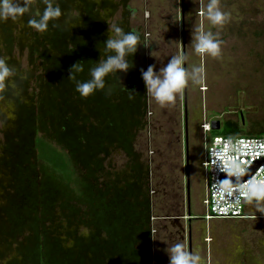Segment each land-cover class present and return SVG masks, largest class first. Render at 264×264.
Listing matches in <instances>:
<instances>
[{
  "label": "rangeland",
  "instance_id": "rangeland-1",
  "mask_svg": "<svg viewBox=\"0 0 264 264\" xmlns=\"http://www.w3.org/2000/svg\"><path fill=\"white\" fill-rule=\"evenodd\" d=\"M58 3L63 15L43 34L28 27V15L18 23L0 22V56L8 57L17 72L0 100V264H41L46 257L43 264H122L118 255L123 249L117 244L127 237L117 241L116 217L129 218L124 203L138 209L142 204L149 213V264H169L166 250L179 235L167 221L166 230L157 227L166 216L182 212V200L186 204L184 93L191 141L213 136L199 128L205 121H219L221 130L226 123L238 124L244 136L264 126V0H221L232 15L219 32L222 59L200 57L190 46L195 27L218 31L198 14L208 0ZM36 7L43 10L42 4ZM109 25L139 34L147 48L140 46L129 57L133 67L117 73L120 80L110 75L105 90L82 98L68 79L69 69L82 61L84 71L76 79L90 78L88 70L101 59ZM185 55L186 67L204 66L205 84L190 85L174 105L162 107L147 95L141 69L154 65L159 73L170 58ZM34 136L66 154L73 176L36 162L30 145ZM200 183L191 162L189 210L198 216L204 212ZM44 206L51 212L45 222L50 244L38 253L45 237L38 228ZM157 217L162 219L154 221ZM260 222L216 223L251 239L263 234Z\"/></svg>",
  "mask_w": 264,
  "mask_h": 264
},
{
  "label": "clouds",
  "instance_id": "clouds-1",
  "mask_svg": "<svg viewBox=\"0 0 264 264\" xmlns=\"http://www.w3.org/2000/svg\"><path fill=\"white\" fill-rule=\"evenodd\" d=\"M38 4L43 5L42 11L39 7L34 9ZM198 14L204 16L218 31L214 34L203 27H195L192 30L191 48L200 57L222 59L223 41L219 38V32L231 22V13L222 9L221 0H208L206 5L201 3ZM25 15L29 16L28 27L43 34L48 31L50 22L60 20L63 13L58 0H0V22L18 23ZM103 46L101 59L88 70L90 77L88 80L76 79V74L84 71V62L79 61L69 69L68 79L75 81V91L82 98L94 95L97 90H105L108 76L126 74L133 67L129 63V57L134 56L140 46L147 48V44L141 45L139 34L125 32L117 25H109V36ZM8 61V57L0 56V100L5 99L4 93L13 85L17 75L15 68ZM188 61L187 55L173 56L160 68L159 73L156 72L154 65L148 66L146 71L141 69L147 95L163 107L174 105L177 96L190 85L203 86L206 81L204 66L192 64L186 67ZM117 78L119 79L118 76ZM240 191L249 203L255 202L257 212L264 214V180H250ZM82 233L87 235L88 230L82 229ZM166 251L169 264H205V259L199 251L187 250L181 242L174 243Z\"/></svg>",
  "mask_w": 264,
  "mask_h": 264
},
{
  "label": "built area",
  "instance_id": "built-area-1",
  "mask_svg": "<svg viewBox=\"0 0 264 264\" xmlns=\"http://www.w3.org/2000/svg\"><path fill=\"white\" fill-rule=\"evenodd\" d=\"M201 130L202 133L210 132V123L203 122ZM203 140L205 219L255 217L246 213L248 200L240 189L250 180H264V132L257 136H212L210 140L204 137ZM233 180L239 182L233 184Z\"/></svg>",
  "mask_w": 264,
  "mask_h": 264
},
{
  "label": "crops",
  "instance_id": "crops-1",
  "mask_svg": "<svg viewBox=\"0 0 264 264\" xmlns=\"http://www.w3.org/2000/svg\"><path fill=\"white\" fill-rule=\"evenodd\" d=\"M201 204L203 206L202 202ZM182 206L183 213H179L176 217L166 216L161 222H158L157 228L166 230V224L169 222L178 232V242L183 243L187 250L199 251L205 259V264H264L261 260L264 259V232L257 238L249 239L216 223L218 220L242 219L207 220L204 217V212L202 216L192 215L190 212V217H188L186 216V204L183 200ZM245 211L247 214L255 215V217L246 219H260L262 222L258 223L260 224L258 226L264 229V220H262L264 214L257 212L255 206L249 201L245 206ZM161 219L157 217L154 218V221ZM151 226L152 223L150 229H152ZM156 233L157 231H155ZM188 233H190L189 239Z\"/></svg>",
  "mask_w": 264,
  "mask_h": 264
},
{
  "label": "trees",
  "instance_id": "trees-1",
  "mask_svg": "<svg viewBox=\"0 0 264 264\" xmlns=\"http://www.w3.org/2000/svg\"><path fill=\"white\" fill-rule=\"evenodd\" d=\"M211 132L213 136H244V135H240L241 128L238 124L235 123H226L224 127H222V130L220 129L219 131H211ZM263 132H264V126L260 129L249 130L248 136H257ZM30 142L32 148L31 151L36 162L47 165L51 170L62 176L65 177L73 176L74 171L72 170V164L70 163L68 157L64 152H62L57 147L53 146L51 143L47 142L46 140H44L39 136H34ZM72 144L73 147H75L74 140L72 141ZM125 190H126L125 191L126 194L128 195L129 190H127L126 188ZM120 191L121 190H119V194H121ZM117 198L120 199V203H121L122 198L120 196ZM146 201L147 200H145L146 209H147L148 202ZM123 205H125V207L131 210V213L130 216H128L129 217L128 219L122 213H120L119 216L116 217L117 220L116 222L118 223V227L116 231L117 241L123 237H127L126 239H123V241L119 240L120 242L117 244L118 246H122L119 248L123 249L122 253L118 255L119 260L122 264H125L126 261H128L127 264L129 263L143 264V263H139L141 260L142 262L144 263L146 262V264H149L150 253L148 250V243H149L150 223L148 220L149 218L147 219L149 213L146 214L147 211L145 210V206H143L142 204H140L139 209L137 207L132 208L129 203H124ZM44 207L40 213L41 216L43 214L44 215L42 217V220H40V223H38L39 225L38 228H40V230L42 229L41 233H44L45 237L44 240L39 241L41 243V246H40V251H38V253L42 251L44 246H49L46 244H50V241L46 235L47 232L49 231V228H47L45 222L46 220H48V218H51L50 215L51 212H49L48 210L49 207H45V208ZM119 210H122V205H119ZM109 233L110 231H108V234ZM61 250L65 251L62 247ZM45 260H47V257L43 260L41 264H43Z\"/></svg>",
  "mask_w": 264,
  "mask_h": 264
},
{
  "label": "flooded vegetation",
  "instance_id": "flooded-vegetation-1",
  "mask_svg": "<svg viewBox=\"0 0 264 264\" xmlns=\"http://www.w3.org/2000/svg\"><path fill=\"white\" fill-rule=\"evenodd\" d=\"M180 23H181V17H180ZM202 124L199 125V128H201ZM185 122L183 120V159L185 164V156L188 155L189 158V167L191 162H194L197 166V173L200 175L201 183H200V199L201 202L204 200L205 196V189H206V178H205V172L203 168V160H204V152H205V144L203 137L195 140V142L189 137V134L191 131L189 130L188 121H187V146H185ZM2 174V172H0ZM12 179V178H11ZM2 180L0 179V182Z\"/></svg>",
  "mask_w": 264,
  "mask_h": 264
},
{
  "label": "water",
  "instance_id": "water-1",
  "mask_svg": "<svg viewBox=\"0 0 264 264\" xmlns=\"http://www.w3.org/2000/svg\"><path fill=\"white\" fill-rule=\"evenodd\" d=\"M182 11V10H181ZM181 23H183V14L181 12ZM182 25V24H181ZM182 48H183V42H182ZM184 122H185V146H187V106H186V100H185V93H184ZM210 130L211 131H219L220 130V123L219 121H211L210 122ZM185 199H186V216L190 217V210H189V158L188 155L185 156ZM238 180H233V184L238 183ZM187 237L189 239L190 233L187 234Z\"/></svg>",
  "mask_w": 264,
  "mask_h": 264
}]
</instances>
